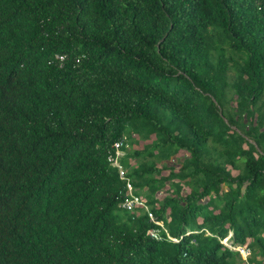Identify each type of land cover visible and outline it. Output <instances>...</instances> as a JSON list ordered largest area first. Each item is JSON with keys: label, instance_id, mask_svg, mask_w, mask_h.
<instances>
[{"label": "trees", "instance_id": "16d2710c", "mask_svg": "<svg viewBox=\"0 0 264 264\" xmlns=\"http://www.w3.org/2000/svg\"><path fill=\"white\" fill-rule=\"evenodd\" d=\"M122 138L177 242L120 207ZM229 233L264 264V0H0V264H241Z\"/></svg>", "mask_w": 264, "mask_h": 264}, {"label": "built area", "instance_id": "2783aa9c", "mask_svg": "<svg viewBox=\"0 0 264 264\" xmlns=\"http://www.w3.org/2000/svg\"><path fill=\"white\" fill-rule=\"evenodd\" d=\"M128 142L126 138H122L121 140L115 142L112 146V153L109 154L107 158V162L109 165L116 169L118 173L119 179L123 182L125 193L122 195V199L120 202V207L130 213L136 214L138 212H142L147 215L148 221L155 225V228L149 231V236L152 239L160 240V231L164 232L168 239L173 242H177L176 239H171L168 236V233L162 226V224L157 220L154 213L151 211L150 206L147 204L146 200L143 199L141 196L134 194V190L132 187V182L128 177L127 171L125 167L121 163V159L124 156L123 148L128 149ZM123 190V191H124ZM228 238V237H227ZM230 243V242H229ZM226 246V245H225ZM225 248L230 249L239 254L242 258L244 264H250L249 258L252 254L251 249L247 246H238L230 243L229 246Z\"/></svg>", "mask_w": 264, "mask_h": 264}, {"label": "rangeland", "instance_id": "374dc122", "mask_svg": "<svg viewBox=\"0 0 264 264\" xmlns=\"http://www.w3.org/2000/svg\"><path fill=\"white\" fill-rule=\"evenodd\" d=\"M153 139H154V137L152 136L151 140H153ZM128 144H129V147L127 149L128 151L132 150V151H138V152L144 151V147H146L147 145H150L149 141L145 142V141H142L139 139H136V142L133 143L132 145L130 143H128ZM155 155H156L155 153L153 154V156H150L147 153L140 154V156L135 157L136 158L135 160L131 159L132 160L131 162L134 165L137 162H139L141 164H143V163L146 164V163H149L151 161L152 162L155 161L156 167L158 169H161V172L159 173L158 177H160V176L166 177L170 172V168H173L174 172L177 173L179 170V162L182 161V159L187 157V153H185L184 151H179V153L175 157H170L169 159H167L163 162H160L159 160L156 159ZM122 161H123V159H121V163L123 166H125ZM233 174L235 175L236 172H233ZM158 177H157V174H154L155 179H157ZM171 190H173L172 187H171ZM183 191L187 193L189 190L187 187L183 186ZM170 192L171 191L169 189V185L167 184V187L163 188V190H160L159 192L156 193V198L161 201ZM199 222H200V220H199ZM227 237L225 239L221 240V244L224 247L230 245L232 233H229ZM243 263H241V264H243Z\"/></svg>", "mask_w": 264, "mask_h": 264}, {"label": "clouds", "instance_id": "9594fccd", "mask_svg": "<svg viewBox=\"0 0 264 264\" xmlns=\"http://www.w3.org/2000/svg\"><path fill=\"white\" fill-rule=\"evenodd\" d=\"M152 224V223H151ZM154 227L152 228V229H154L155 228V225H153ZM163 226V225H162ZM164 227V226H163ZM151 229V230H152ZM164 229L166 230V228L164 227ZM166 232H167V230H166ZM148 233H149V231H148ZM164 233V232H163ZM168 233V232H167ZM149 235V234H148ZM166 235V234H165ZM169 236V235H168ZM160 237H161V235H160ZM151 238V237H150ZM171 238V237H170ZM171 239H173V238H171ZM154 240H156V239H154Z\"/></svg>", "mask_w": 264, "mask_h": 264}]
</instances>
